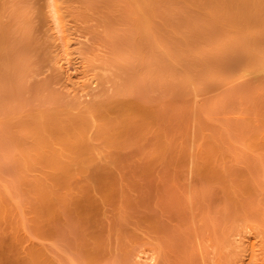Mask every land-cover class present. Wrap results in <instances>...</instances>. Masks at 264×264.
Masks as SVG:
<instances>
[{
	"label": "rangeland",
	"instance_id": "rangeland-1",
	"mask_svg": "<svg viewBox=\"0 0 264 264\" xmlns=\"http://www.w3.org/2000/svg\"><path fill=\"white\" fill-rule=\"evenodd\" d=\"M263 68L264 0H0V264H264Z\"/></svg>",
	"mask_w": 264,
	"mask_h": 264
},
{
	"label": "bare ground",
	"instance_id": "bare-ground-1",
	"mask_svg": "<svg viewBox=\"0 0 264 264\" xmlns=\"http://www.w3.org/2000/svg\"><path fill=\"white\" fill-rule=\"evenodd\" d=\"M51 9H53V8H50V18H51V20H52V23L54 22V30H55V34H56V39L58 40V48H59V51L61 52V60L63 61V64L67 67V69H68V71H70V69L73 67H71V65H73L74 64V60H73V58L71 57V55H73L74 53H77V52H70L68 49H69V47H70V43H71V40L70 39H66L65 37H68V35L65 33L66 31L65 30H63V28L59 25V23H58V17H57V15H56V13L55 12H53ZM65 31V32H64ZM76 40V39H75ZM78 43H80L79 41H78V37H77V40H76ZM75 41V42H76ZM76 64V63H75ZM81 66V67H80ZM79 67H80V69H81V72H82V78H85V77H87V72H85V68H86V66H84L83 64H81ZM74 67H75V69H74ZM73 67V69H71V70H76V66H74ZM264 69V68H263ZM76 71H78V70H76ZM245 73V72H244ZM244 76V75H243ZM242 76V77H243ZM245 76H248L247 74H245ZM244 76V77H245ZM89 80V79H88ZM97 82L93 79H91V80H89V83L87 84V85H89V87H91L90 89H95V87L97 86V84H96ZM82 84V83H81ZM83 84H85V83H83ZM81 85V89H79L81 92H83L85 89H86V87L84 86V85ZM92 86H94V87H92ZM83 87H85V88H83ZM79 91V92H80ZM85 94V95H84ZM84 94H82L81 93V95H79L80 96V101L77 103V104H79L80 105V103H81V101L83 100V98L84 99H86V98H88L89 97V94L87 93V92H85ZM78 96V97H79ZM81 97H82V99H81ZM85 102V101H84ZM40 126H44V127H46L45 125H40ZM38 128H40L39 126H34L33 127V129L34 130H36V129H38ZM53 132H55V133H58L59 132V130H56V131H53ZM34 145H36V148H37V151L40 153V154H42L43 156H44V161L45 162H50V158H51V155H52V153L54 152V147H55V143H52V141H50V140H46V139H38L37 140V143H34ZM67 146H68V148L70 149V150H73V143H67ZM246 230H241L237 235L238 236H241L243 233L245 234L246 232H245ZM242 233V234H241ZM241 234V235H240ZM238 236H236L235 235V237H236V239H237V237ZM244 236V235H243ZM242 236V237H243ZM240 238L239 239V237H238V239H239V241L237 242V243H239V245H242V243L244 242V243H246L245 242V236H244V238ZM237 239V240H238ZM236 240V241H237ZM234 241V243L236 242L235 241V239L233 240ZM251 241V240H250ZM248 242H249V240H248ZM236 245V244H235ZM239 245H237V246H239ZM245 245V246H244ZM247 245H248V243H247ZM236 247V246H235ZM243 247L244 248H246L247 246H246V244H243L242 245V248H241V246H239V247H237V249L238 250H240V252H249L250 250H248V249H243ZM242 250H241V249ZM249 249H251L250 247H249ZM248 250V251H247ZM143 252V251H142ZM146 256V254L145 255H142V253L140 252V253H137L136 254V258H135V260L137 259V260H139V262L137 263V261H136V264H155L154 263V261H155V258L152 256V255H148L149 257H145Z\"/></svg>",
	"mask_w": 264,
	"mask_h": 264
}]
</instances>
